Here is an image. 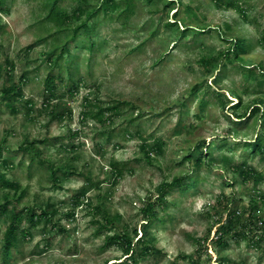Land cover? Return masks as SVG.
Instances as JSON below:
<instances>
[{
	"label": "rangeland",
	"instance_id": "rangeland-1",
	"mask_svg": "<svg viewBox=\"0 0 264 264\" xmlns=\"http://www.w3.org/2000/svg\"><path fill=\"white\" fill-rule=\"evenodd\" d=\"M52 2L5 0L0 10V170L19 184L0 186V264L118 262L122 249L105 244L115 233L132 237L136 264H264V238L212 242L228 209L254 198L264 221V182L240 174L264 175V0H241L245 12L216 0H134L128 17L114 3L99 8L103 0H59L63 24L47 19ZM89 17L86 38L76 28ZM49 73L63 79L50 103ZM16 86L21 96L5 91ZM87 99L93 111L123 104L101 122L84 117ZM176 176L182 184L147 224L145 206ZM31 210L47 215L30 224ZM21 211L6 254V227Z\"/></svg>",
	"mask_w": 264,
	"mask_h": 264
},
{
	"label": "trees",
	"instance_id": "trees-1",
	"mask_svg": "<svg viewBox=\"0 0 264 264\" xmlns=\"http://www.w3.org/2000/svg\"><path fill=\"white\" fill-rule=\"evenodd\" d=\"M59 0H53L50 11L47 15V19L56 22L58 24H63L67 22L69 19L68 15L58 6ZM220 6L229 7V8H239L240 12H245L242 9L241 0H216ZM114 3V8H122L120 13H125V16H129L130 12L133 11L134 7V0H126L125 4L120 6L119 2L115 0H103V4L101 7L105 12L108 11V9L112 8L113 6L111 4ZM3 4H5V0H0V10L2 9ZM82 12V11H81ZM97 14L98 10L95 11ZM90 16H93L92 14ZM1 26V25H0ZM83 29L84 37L90 38L92 27L90 25V17L87 20H84L80 23V25L76 28V31H78V28ZM261 44L264 47V31L261 34ZM94 44V42H92ZM234 44L242 50L244 47L243 41L241 38H234ZM234 51L233 47H229L227 49L228 54ZM63 52H69L68 48L65 46L63 48ZM63 52L60 53V55L56 59V64H58L60 58L62 57ZM70 68V67H69ZM250 74L255 73V70L248 67ZM261 75L263 76V79H260L259 84L264 86V68L262 69ZM63 79L58 78V76L53 75L52 73H49L47 77L44 80V90L47 95V102L50 103L52 100L59 98L61 93L59 92L60 85L62 84ZM71 93L78 90V84L73 80V78H70V87L68 89ZM5 91L7 93H12L13 96H21V87L16 86L11 88H6ZM88 103V104H87ZM123 102H117L113 106H107V107H98L97 111L92 110L91 102L87 99L85 110H84V117H93L94 119H97L98 121L104 122V115L108 112H112L113 110L117 109ZM259 107L256 105L252 108V115L256 110H258ZM255 148H261V142L260 141H254L251 143ZM202 146V145H201ZM163 148V141L161 139H155L154 145L152 146V149H155L156 152H161ZM2 148L0 147V161L2 160ZM199 164H201V159L197 160ZM3 163L7 162L5 159L2 160ZM43 162V161H42ZM116 176L122 175V170L114 165ZM245 168H242L240 170V174L244 178V180L252 179L256 184L259 182H264V175L259 173L258 171L254 170L252 167L244 166ZM57 170L55 168H52V175H56ZM181 177L176 176L173 178L172 181H166L159 185L158 187V193L159 195L156 197L155 200H151L147 203V205L144 208V215L145 219L147 221V224L153 223V220L158 217V214L156 212V206L163 205L165 203V195L166 193L173 189L175 186H180L182 184ZM0 186L4 188H13L17 189L19 188V184L15 181L10 180L7 178L6 174L3 173L0 170ZM4 211L7 210V205L4 204L2 207ZM258 210V203L257 199L254 198L251 200V203H249L246 207L243 208V210L239 209H228L227 212V222L222 224L221 226L216 229L214 236L212 237V242L214 246H227L229 244L230 239H246L249 238L253 243L259 244V242H262V239L264 238V233L260 234L258 232L259 230V223H263L264 221L260 219L259 215L257 214ZM23 211L21 213H17L14 216L11 217V221L6 227L5 233H4V251L9 253L10 249L15 246L16 244V234L18 230V226L23 221ZM47 212L40 211L38 213L37 210H31L29 211V214L27 215V220L30 224H35L38 220H40L42 217L46 216ZM260 234V235H259ZM138 241H141V237L137 239ZM106 245H116L120 247L123 251V253L126 255L124 259H121L118 262H113L110 264H136V258L134 253V241L132 237L129 236L128 233H115L113 235H108L106 237ZM144 251L148 252L149 250H152L151 247L148 245L144 246Z\"/></svg>",
	"mask_w": 264,
	"mask_h": 264
}]
</instances>
